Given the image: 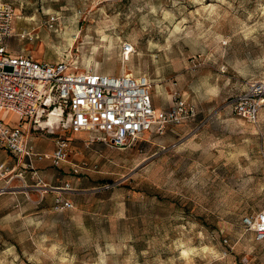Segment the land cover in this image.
Returning <instances> with one entry per match:
<instances>
[{
  "label": "rangeland",
  "instance_id": "374dc122",
  "mask_svg": "<svg viewBox=\"0 0 264 264\" xmlns=\"http://www.w3.org/2000/svg\"><path fill=\"white\" fill-rule=\"evenodd\" d=\"M0 3L16 10L14 52L144 75L156 110L177 93L198 112L125 147L67 132L60 167L34 159L31 170L0 150V264H264V244L242 225L264 207V107L255 124L233 107L264 84V0ZM125 43L135 52L123 63ZM57 137L34 134L36 152L51 156ZM66 183L73 206L61 210L44 184Z\"/></svg>",
  "mask_w": 264,
  "mask_h": 264
},
{
  "label": "built area",
  "instance_id": "2783aa9c",
  "mask_svg": "<svg viewBox=\"0 0 264 264\" xmlns=\"http://www.w3.org/2000/svg\"><path fill=\"white\" fill-rule=\"evenodd\" d=\"M16 17L13 4L0 3V150L20 162L28 160L31 170L34 159L51 160L55 167L68 161L71 141L67 132L100 133L114 146L125 147L144 134L163 136L168 126L197 119L196 106L177 93L168 110H156L147 76L82 71L72 62L46 63L15 53L10 42L16 36ZM134 52L133 44L125 43L122 62H128ZM233 107L237 116L257 123L264 107V84H256L237 96ZM4 113L16 116L17 121L3 118ZM37 133L58 136L51 156L36 152L32 136ZM80 168L73 166L72 173L79 174ZM5 172L6 163L0 156V177ZM44 187V193L56 194L55 203L61 210L73 206L63 197L71 189L68 183L63 187ZM242 225L264 244V207L244 216Z\"/></svg>",
  "mask_w": 264,
  "mask_h": 264
},
{
  "label": "bare ground",
  "instance_id": "6f19581e",
  "mask_svg": "<svg viewBox=\"0 0 264 264\" xmlns=\"http://www.w3.org/2000/svg\"><path fill=\"white\" fill-rule=\"evenodd\" d=\"M130 60V59H129ZM129 74L128 75H132L130 72H128ZM124 74H126L125 73V71H124ZM49 123L52 125V124H54V118H51L50 119V121H49Z\"/></svg>",
  "mask_w": 264,
  "mask_h": 264
},
{
  "label": "crops",
  "instance_id": "0c3cea01",
  "mask_svg": "<svg viewBox=\"0 0 264 264\" xmlns=\"http://www.w3.org/2000/svg\"><path fill=\"white\" fill-rule=\"evenodd\" d=\"M15 53H16V52H15ZM35 146H36V148H38L37 145H35Z\"/></svg>",
  "mask_w": 264,
  "mask_h": 264
}]
</instances>
